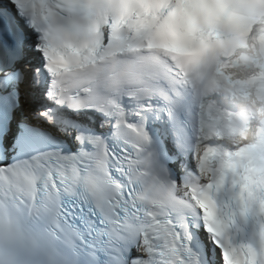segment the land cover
<instances>
[{"label":"snow or ice","instance_id":"6c2138e0","mask_svg":"<svg viewBox=\"0 0 264 264\" xmlns=\"http://www.w3.org/2000/svg\"><path fill=\"white\" fill-rule=\"evenodd\" d=\"M0 264H264V0H0Z\"/></svg>","mask_w":264,"mask_h":264}]
</instances>
